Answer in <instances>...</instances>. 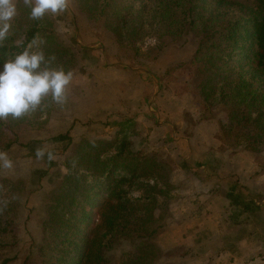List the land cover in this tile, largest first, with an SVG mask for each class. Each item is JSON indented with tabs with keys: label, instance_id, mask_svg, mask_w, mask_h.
<instances>
[{
	"label": "trees",
	"instance_id": "16d2710c",
	"mask_svg": "<svg viewBox=\"0 0 264 264\" xmlns=\"http://www.w3.org/2000/svg\"><path fill=\"white\" fill-rule=\"evenodd\" d=\"M85 15L110 31L120 45L135 46L153 39L157 59L193 36L196 49L188 62L166 65L165 72L188 64L198 95L206 107L219 106L226 115L221 131L230 145L249 153L264 144V0L252 6L235 0H74ZM30 10L17 4L12 30L0 44V66L37 37L51 67L75 70L71 47L52 27V16L32 20ZM152 50V51H154ZM151 56V54L149 55ZM153 58V57H151ZM74 75V72H73ZM162 79L160 78V81ZM46 100H49L47 98ZM44 105L31 115L0 121V150L19 138L15 129L33 123ZM29 117H32L31 119ZM9 133L11 135H9ZM61 174L44 195L43 233L36 243L37 259L26 264H173L160 263L171 250L157 242L163 228L165 201L173 185V169L160 156L142 154L128 138L80 139L67 134ZM141 191L140 195H133ZM161 195V196H160ZM227 196L241 210L257 209L253 201L231 190ZM231 217L238 210L231 212ZM237 216V215H236ZM12 258L3 257L0 264Z\"/></svg>",
	"mask_w": 264,
	"mask_h": 264
},
{
	"label": "rangeland",
	"instance_id": "374dc122",
	"mask_svg": "<svg viewBox=\"0 0 264 264\" xmlns=\"http://www.w3.org/2000/svg\"><path fill=\"white\" fill-rule=\"evenodd\" d=\"M235 1L250 6L256 3V0ZM49 14L58 40L69 45L75 55V70L68 88L67 103L58 105L50 96L46 97L41 115L33 123H23L15 129L19 142L24 145L14 143L3 150L13 160V168L0 167V261L7 257L12 258L7 264H26V256L30 261L38 258L35 246L43 233L44 195L66 172L63 160L70 150V147L65 150L68 139H59V134L67 133L73 143L80 139L128 138L133 141L135 150L160 156L167 162L173 169L170 181L173 174H177V169L193 166L196 171L199 165L204 166V169L197 168L202 173L217 172L218 177L221 176L217 184L211 186L214 191L202 192L205 194L202 200L199 189L211 188L205 185L204 180L196 184L195 180L184 177L182 182H172L169 197L158 198L159 203L165 201L166 210L161 231L169 225L174 213H184L186 209V213H191L189 218L197 215L199 204L196 203H201L204 216L210 214L208 204L213 201L214 206L229 199L225 196L226 188L236 182V173H242V189L249 200H264V144L260 145L257 153L232 147V136L221 131L226 115L219 106L204 105L196 90L192 67L183 64L176 70L165 72L166 65L191 59L196 49L193 36H189L183 46L165 50L160 59L153 56L154 41L148 39L138 44V56L142 60L136 64L133 61L135 46L118 44L115 36L88 18L76 7L74 0L64 13ZM39 47L42 48L41 43ZM109 68L111 71L115 68L135 71L137 80L133 85L144 77L143 87L147 94L141 97L142 100L134 99L133 92L123 84L128 75L115 81L107 72ZM151 92L153 95L148 96ZM120 97L123 101L119 100ZM115 99L120 102L119 109L122 106L123 110L109 108L104 114H93ZM38 148L46 153L52 152L55 158L49 160L45 155L38 159L35 154ZM243 152L249 155L237 154ZM199 177L206 176L200 174ZM140 193L135 191L133 195ZM246 215V225H235L233 231L239 230L232 233V238L250 235L255 241L264 242V212L261 215L248 212ZM165 234L159 233L158 244L165 250L173 249L160 263L222 264L217 260L221 257V246L211 233H185L181 244L168 248L167 245L176 241L170 238L171 241L167 242ZM198 234L201 237L197 242ZM240 264H264V246L244 257Z\"/></svg>",
	"mask_w": 264,
	"mask_h": 264
},
{
	"label": "clouds",
	"instance_id": "9594fccd",
	"mask_svg": "<svg viewBox=\"0 0 264 264\" xmlns=\"http://www.w3.org/2000/svg\"><path fill=\"white\" fill-rule=\"evenodd\" d=\"M19 0H0V44L12 30L11 21L17 15ZM30 10L32 20H40L46 14H62L69 8L71 0H22ZM42 41L33 37L24 50L14 58L7 59L0 66V121L11 117L22 119L41 108L46 97L64 105L68 100V88L73 80V72L51 67L54 56L48 57L39 47ZM36 157L49 160L55 158L52 152L36 150ZM0 167L13 168V160L7 152L0 150Z\"/></svg>",
	"mask_w": 264,
	"mask_h": 264
},
{
	"label": "crops",
	"instance_id": "0c3cea01",
	"mask_svg": "<svg viewBox=\"0 0 264 264\" xmlns=\"http://www.w3.org/2000/svg\"><path fill=\"white\" fill-rule=\"evenodd\" d=\"M96 45V44H95ZM93 45V46H95ZM92 46V47H93ZM112 68L108 69V73L112 74L113 77L115 78V81L120 80V78H123L125 75H128V79H123V84H125L127 87L130 88V90L133 92L132 97L136 100H142V96H145L147 93L144 90L143 84L145 82L144 77L139 78L138 83H136L135 85H133V81L137 80V77H135V71L131 70V69H116L114 71H111ZM106 72V71H105ZM113 80V81H114ZM129 84V85H128ZM153 95V93H149L148 96ZM118 98V97H117ZM121 98V97H120ZM117 100V102H116ZM120 101H123L122 98L119 99ZM119 101L118 99H115L111 104L109 105H104L101 107V109H99L98 111H94L93 114L95 113L97 114H104L105 111L109 110V108L112 110V108L115 110H123L124 108L121 106L119 109ZM143 113H141L140 115H142ZM74 128V127H73ZM67 134V133H66ZM208 153V152H207ZM238 155L241 156H247L249 155L248 153H237ZM236 154V155H237ZM198 162V161H197ZM193 166H190L188 169H182V170H178L177 169V174L174 173L172 178L173 180H177V181H171V183H179L182 182L181 180L184 177H187L188 179L191 180H195L196 184H199V181L204 180L205 185L206 186H213V184H217V182L219 181L218 177L219 175L217 174V172L214 173H202V171L198 170L197 168H203V165H199L197 166L195 170H193ZM200 174L202 176H206V177H199ZM233 174V173H232ZM231 174V175H232ZM241 174L242 173H236L235 179L236 182L232 185L227 186L226 188V193L225 196L231 191L234 190L235 193H238L240 196H243L244 199L246 201H253L256 205L260 206L257 209H253V210H241V207L239 206H235L232 202L231 199H225V200H221L219 203L214 204V206H212L213 201L208 204L209 206V210H210V214H207L206 216H204L202 214V210L204 209L201 205V203H196L199 204L197 208H199L197 210V215L195 216H190L191 218H189L188 215H191L190 212L186 213V209H184V213H181L179 211V213H174V217L169 221V225L167 227L164 228L163 231H161L160 233H166V240L167 242H170V238L172 240H175L176 243L172 244V245H167L166 248L170 247V246H177L179 244H181L180 242H183V237L185 233H211L213 235V237H215L218 241V243L221 246V249H219L220 253H221V257L217 258L218 262H221L222 264L225 263L227 261V264H240V261L244 260V257H248L249 254L256 252V250L261 249L264 246V242L261 241H255L254 237L250 236V235H237L235 236L236 239L232 238V233H236L239 229H235L233 231V228L235 225H241V226H245L247 219V215L248 212L251 213H256L261 215V213L264 212V200H257V198H252V199H248L246 197L247 193L244 189H242V179H241ZM181 176V177H179ZM222 177H226L224 175H222ZM230 177V176H229ZM186 182L188 180H185ZM172 183V184H173ZM257 184V183H256ZM209 187V188H210ZM208 188V187H207ZM201 190V191H200ZM207 191L208 193H211L212 191H214L213 187H211L209 190L206 189H199V193L201 192V195L199 196L200 199L202 200L204 198L202 194V192ZM228 197V196H227ZM228 201V202H227ZM202 202V201H201ZM204 202V201H203ZM208 202V201H207ZM176 205V204H175ZM212 210V211H211ZM233 210H238V214L233 215L234 217H231L230 215L231 212ZM244 216V217H243ZM241 228V227H239ZM243 230V229H242ZM230 233V234H228ZM238 233V232H237ZM242 233V232H239ZM200 237L199 234L197 235V239L196 241H200ZM219 253V254H220ZM224 253V254H222ZM222 256L224 258V260L222 259ZM227 257V259H226Z\"/></svg>",
	"mask_w": 264,
	"mask_h": 264
}]
</instances>
